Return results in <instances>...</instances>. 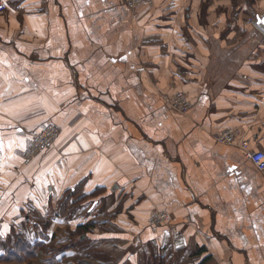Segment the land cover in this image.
<instances>
[{
	"label": "crops",
	"instance_id": "1",
	"mask_svg": "<svg viewBox=\"0 0 264 264\" xmlns=\"http://www.w3.org/2000/svg\"><path fill=\"white\" fill-rule=\"evenodd\" d=\"M0 2V264H264V0Z\"/></svg>",
	"mask_w": 264,
	"mask_h": 264
},
{
	"label": "built area",
	"instance_id": "2",
	"mask_svg": "<svg viewBox=\"0 0 264 264\" xmlns=\"http://www.w3.org/2000/svg\"><path fill=\"white\" fill-rule=\"evenodd\" d=\"M150 2L153 0H122L123 4L128 6L132 11H136L137 8L143 2ZM7 9L5 3L0 2V13L4 12ZM252 23H255L254 18L251 20ZM192 104L190 99L188 98L185 92H177L170 100L169 107L178 113L186 114ZM60 132V127L56 124H50L47 128L41 133L37 134L36 137H31V145L27 150L26 155L31 157L32 153L39 151L42 148L50 146L53 140L58 136ZM237 138V133L233 131L224 132L218 136H216V140L218 142L224 144H235ZM249 142L243 141L241 142V146L243 148H247ZM248 158L254 163V165L261 171L264 170V151L262 150H250L248 152ZM149 225L151 226H167L173 225V217L172 214L165 210H155L152 215L148 218Z\"/></svg>",
	"mask_w": 264,
	"mask_h": 264
},
{
	"label": "trees",
	"instance_id": "3",
	"mask_svg": "<svg viewBox=\"0 0 264 264\" xmlns=\"http://www.w3.org/2000/svg\"><path fill=\"white\" fill-rule=\"evenodd\" d=\"M261 0H233L232 4H233V11L232 14H236L237 12H247L248 14L253 13L254 10H256L257 8H255V6L258 4V2H260ZM263 1V0H262ZM240 2L242 3V5H240ZM239 6V9L236 10V8ZM73 193V192H72ZM74 196H80L79 192L77 193L76 191H74L73 193ZM80 198H77L75 200L76 203H74L71 207L72 208H76L78 203H79ZM153 213V212H152ZM152 213L150 215H152ZM89 225L86 226V228ZM81 230V229H80ZM79 231V230H78Z\"/></svg>",
	"mask_w": 264,
	"mask_h": 264
},
{
	"label": "rangeland",
	"instance_id": "4",
	"mask_svg": "<svg viewBox=\"0 0 264 264\" xmlns=\"http://www.w3.org/2000/svg\"><path fill=\"white\" fill-rule=\"evenodd\" d=\"M232 1H233V0H232ZM261 1H262V0H261ZM147 3H149V2L145 1V2H143L142 4H140V6H142V5H144V4H147ZM240 4L242 5L241 2H240ZM140 6H139V7H140ZM232 6H233V5H232ZM255 8H257V5L255 6ZM263 11H264V10H263ZM252 19H253V16L249 17V18L247 19V23L253 24V23L251 22ZM52 124H54V123H52ZM48 125H50V124H47V125H46L45 127H43L39 132H37V133H33L31 137H36L37 134H39L40 132L42 133V132L47 128ZM59 127H60V126H59ZM60 129H61V128H60ZM59 133H60V132H59ZM56 138H57V137H56ZM56 138H55V139H56ZM55 139H54L53 142L50 144V146L45 147V148H42V149H40L39 151L35 152L34 154L32 153L31 157H29V155H28V156L26 155L27 150H28V148H29L30 145H31V142H29V145H28V147L25 149V152H24L25 161L27 162V161H29V160H32L33 158H36L37 156H39L40 154H42L45 150L50 149V148L52 147V145L54 144Z\"/></svg>",
	"mask_w": 264,
	"mask_h": 264
},
{
	"label": "water",
	"instance_id": "5",
	"mask_svg": "<svg viewBox=\"0 0 264 264\" xmlns=\"http://www.w3.org/2000/svg\"><path fill=\"white\" fill-rule=\"evenodd\" d=\"M261 21H264V13L262 15H258L255 19L256 26L264 32V23H261Z\"/></svg>",
	"mask_w": 264,
	"mask_h": 264
},
{
	"label": "snow or ice",
	"instance_id": "6",
	"mask_svg": "<svg viewBox=\"0 0 264 264\" xmlns=\"http://www.w3.org/2000/svg\"><path fill=\"white\" fill-rule=\"evenodd\" d=\"M261 23H264V21H261Z\"/></svg>",
	"mask_w": 264,
	"mask_h": 264
}]
</instances>
